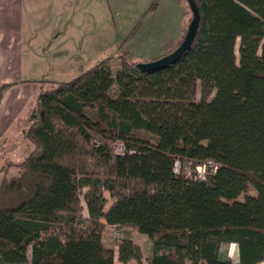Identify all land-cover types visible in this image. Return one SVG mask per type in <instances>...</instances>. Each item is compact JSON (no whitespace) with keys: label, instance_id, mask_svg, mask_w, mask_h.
<instances>
[{"label":"trees","instance_id":"trees-1","mask_svg":"<svg viewBox=\"0 0 264 264\" xmlns=\"http://www.w3.org/2000/svg\"><path fill=\"white\" fill-rule=\"evenodd\" d=\"M195 2L198 31L176 62L123 59L113 73L106 57L42 84L32 149L0 182V264H116L106 225L148 235V264H264V0ZM177 160L217 168L177 173ZM231 243L237 261L221 252ZM117 257L144 260L130 237Z\"/></svg>","mask_w":264,"mask_h":264},{"label":"rangeland","instance_id":"rangeland-1","mask_svg":"<svg viewBox=\"0 0 264 264\" xmlns=\"http://www.w3.org/2000/svg\"><path fill=\"white\" fill-rule=\"evenodd\" d=\"M31 1L35 10L32 9L28 13L29 19H23V22L25 33L28 31L32 36L33 27L28 22H37L38 35L34 37L38 41L34 43V52L38 59L34 60L37 62L34 74L24 77L34 79L39 87L73 79L80 73V68L88 69L106 57H111L113 73L123 59L138 63L158 59L173 51L183 40L192 16L187 0ZM197 96L200 97L199 88ZM12 156H15L12 157L14 160L19 157L18 154ZM211 167L214 165H209L208 170ZM178 170L199 174L197 166L194 168L190 162H180ZM12 173L17 175L18 169H13ZM251 193L256 192L252 189ZM83 206L86 215L87 209ZM124 237L132 238L141 247L143 264H148L147 257L152 251L148 235L135 229L106 225L103 241L116 251V264H121L117 249ZM221 252L231 260H238L235 243L223 244ZM130 264L138 263L131 261Z\"/></svg>","mask_w":264,"mask_h":264},{"label":"crops","instance_id":"crops-1","mask_svg":"<svg viewBox=\"0 0 264 264\" xmlns=\"http://www.w3.org/2000/svg\"><path fill=\"white\" fill-rule=\"evenodd\" d=\"M32 6L30 0H0V81L11 84L0 104V182L7 168L8 176L15 175L11 172L17 167L7 166L8 162L19 163L23 160L19 158H25L32 149L24 130L29 126V114L42 87L34 79L24 77L34 74L37 65L34 60L38 59L34 52L37 22H28L33 27V36L25 33L23 22L35 10ZM13 154L19 157L14 160Z\"/></svg>","mask_w":264,"mask_h":264},{"label":"water","instance_id":"water-1","mask_svg":"<svg viewBox=\"0 0 264 264\" xmlns=\"http://www.w3.org/2000/svg\"><path fill=\"white\" fill-rule=\"evenodd\" d=\"M188 2L193 12V18L190 20L188 29L182 42L173 51L158 59L148 62H139L137 66L140 70L149 71L172 64L176 62L188 48H190L198 31L200 12L195 0H188Z\"/></svg>","mask_w":264,"mask_h":264},{"label":"built area","instance_id":"built-area-1","mask_svg":"<svg viewBox=\"0 0 264 264\" xmlns=\"http://www.w3.org/2000/svg\"><path fill=\"white\" fill-rule=\"evenodd\" d=\"M115 151H116V153H118V154H123L124 152H125V147H124V145L123 144H118V145H116V147H115ZM180 160H177L176 161V163H175V172H177V173H179L180 172V170H178V165L180 164ZM211 164H213L214 165V167L212 168L211 167V169L210 170H215L216 168H217V165H216V163L215 162H213V161H208V162H206V163H203V164H199V165H197V170L199 171V175L200 176H202V177H205L206 176V174H207V172H208V167H209V165H211ZM196 168V167H195Z\"/></svg>","mask_w":264,"mask_h":264}]
</instances>
